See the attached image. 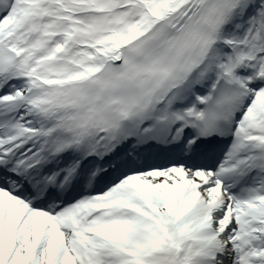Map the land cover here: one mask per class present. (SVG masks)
Wrapping results in <instances>:
<instances>
[{"label": "snow or ice", "instance_id": "6c2138e0", "mask_svg": "<svg viewBox=\"0 0 264 264\" xmlns=\"http://www.w3.org/2000/svg\"><path fill=\"white\" fill-rule=\"evenodd\" d=\"M0 264H264V0H0Z\"/></svg>", "mask_w": 264, "mask_h": 264}]
</instances>
